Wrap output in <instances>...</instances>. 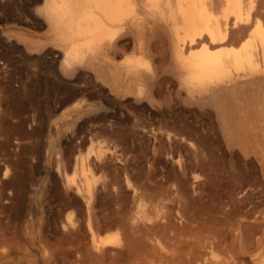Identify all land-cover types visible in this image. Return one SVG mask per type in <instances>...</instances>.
<instances>
[{
	"label": "rangeland",
	"instance_id": "1",
	"mask_svg": "<svg viewBox=\"0 0 264 264\" xmlns=\"http://www.w3.org/2000/svg\"><path fill=\"white\" fill-rule=\"evenodd\" d=\"M210 1L0 0V263L264 264V89L189 74Z\"/></svg>",
	"mask_w": 264,
	"mask_h": 264
},
{
	"label": "bare ground",
	"instance_id": "2",
	"mask_svg": "<svg viewBox=\"0 0 264 264\" xmlns=\"http://www.w3.org/2000/svg\"><path fill=\"white\" fill-rule=\"evenodd\" d=\"M130 1L132 0H92V4L95 9H97L98 11H101V13L105 17L113 21V20H116V17L118 16L119 11L123 7V4H129ZM136 1L142 2L143 0H136ZM207 4H209V6H212L211 8H213L214 4L215 6L216 5L219 6L220 9L217 11L218 12L220 11V12H219V17L217 19H218V22L220 23L221 31L217 32L216 34L214 32V35L210 34L206 38L208 39L210 43H213V45L218 43V46L225 47V48L227 47L229 49H224L222 54L214 58L209 57L210 54L209 55L205 54L206 52L208 53V51H206L204 54L200 55L199 57L193 56V58H196V57L197 58L192 59L193 61L190 63V66H189L190 78H192L193 80L194 79L198 80V79H204V78L206 79L209 77H213L214 79L215 77H219V75H223V77L224 75H227V76L232 75L233 77L231 79L233 80V83L228 88H226V90L232 91V90H237V89L248 87L253 91L254 95H256V93L258 95L259 91L261 89H264V0H215V1L211 0ZM64 7H68V5H64ZM208 11L212 13V11H214V8L212 11L211 10H208ZM200 14L202 13L200 12ZM202 20L205 23V17H203ZM251 20L253 21V26H254L253 34L250 35L252 40L244 42L245 44H242V46L239 49L233 48L234 46H236V44H239L246 37H249L247 30H248V26ZM185 26L188 32L192 33L191 36H189V42L191 41L193 42L195 40V37L200 38V39L205 38L203 37L204 34L202 35L201 31H200L201 33L196 32L194 26L192 25V20L187 18L185 20ZM162 30L164 31V29ZM186 39L188 40V38ZM175 41L177 40H174V42ZM184 41L186 43V40H181L180 44L184 43ZM196 43L198 42L196 41ZM180 44H175L177 45L176 46L177 51L179 49V46H181ZM112 46H114V43ZM214 48H217V47H214ZM113 235H110V236L108 235V236L109 237L112 236L113 238L114 237ZM115 237L117 236L115 235ZM103 240H104V237H103ZM102 242L103 241H101V243ZM247 242H248V239H247ZM0 264H2V262ZM217 264H221V263H217Z\"/></svg>",
	"mask_w": 264,
	"mask_h": 264
}]
</instances>
